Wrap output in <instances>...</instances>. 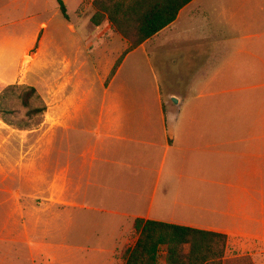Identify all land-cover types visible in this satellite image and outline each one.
<instances>
[{"label": "crops", "instance_id": "crops-1", "mask_svg": "<svg viewBox=\"0 0 264 264\" xmlns=\"http://www.w3.org/2000/svg\"><path fill=\"white\" fill-rule=\"evenodd\" d=\"M250 5L253 21L251 10L243 13ZM114 35L128 45L105 21L102 40ZM14 48L0 71V88L15 82L26 60V40ZM134 57L140 63H132ZM233 77L237 82L229 81ZM218 78L223 83L215 85ZM105 80L102 188L123 181L135 190L130 210L116 212L131 218L120 235L136 218L162 221L152 212L160 183L164 197L179 201L185 193L191 198L194 188L198 219L167 222L226 235L224 263L245 258L264 264V0H190ZM0 187L5 203L9 179L0 180ZM0 234L1 243L10 242L11 234ZM120 235L112 253L119 250Z\"/></svg>", "mask_w": 264, "mask_h": 264}, {"label": "rangeland", "instance_id": "rangeland-1", "mask_svg": "<svg viewBox=\"0 0 264 264\" xmlns=\"http://www.w3.org/2000/svg\"><path fill=\"white\" fill-rule=\"evenodd\" d=\"M91 1L64 0L65 20L56 0H0V26L6 25L0 27V71L25 39L26 60L9 85L35 87L39 98L32 106H46L28 117L19 90L0 88V180L9 179L11 197L2 203L0 187V229L11 234L9 243L0 242V264H124V251L138 238L133 223L120 235L131 218L116 214L130 210L134 187L122 181L102 188V81L128 45L118 35L102 40V25L90 22ZM253 8L243 12L251 10L252 21ZM163 191L160 183L152 210L162 221L198 219L194 188L181 201ZM118 235L122 242L112 253ZM162 256L158 264H166Z\"/></svg>", "mask_w": 264, "mask_h": 264}, {"label": "trees", "instance_id": "trees-1", "mask_svg": "<svg viewBox=\"0 0 264 264\" xmlns=\"http://www.w3.org/2000/svg\"><path fill=\"white\" fill-rule=\"evenodd\" d=\"M56 1L63 18L69 20L65 2ZM189 1L92 0L91 24L99 27L108 21L114 33L128 40V46L115 61L106 84L116 73L125 55L173 22L178 10ZM7 90H19L18 98L21 105L27 109L28 117L46 111L44 104L32 106L33 101L39 98L35 87L9 85ZM3 95L4 93L0 94V98ZM1 112L3 111L0 110ZM133 230L138 233V238L133 246L124 251V264H158L162 255L166 264H223L226 235L142 218L134 220Z\"/></svg>", "mask_w": 264, "mask_h": 264}, {"label": "water", "instance_id": "water-1", "mask_svg": "<svg viewBox=\"0 0 264 264\" xmlns=\"http://www.w3.org/2000/svg\"><path fill=\"white\" fill-rule=\"evenodd\" d=\"M171 101L175 104H178V99L176 97H171Z\"/></svg>", "mask_w": 264, "mask_h": 264}]
</instances>
